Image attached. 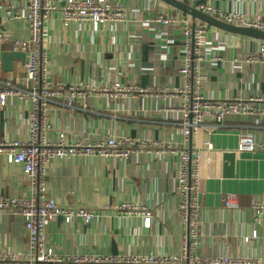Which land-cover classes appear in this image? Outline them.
<instances>
[{
    "label": "crops",
    "instance_id": "crops-1",
    "mask_svg": "<svg viewBox=\"0 0 264 264\" xmlns=\"http://www.w3.org/2000/svg\"><path fill=\"white\" fill-rule=\"evenodd\" d=\"M49 1L58 7L49 15L42 35L49 80L67 86L88 84L92 91L76 98L73 107H67L63 100L52 102L43 136L52 143L64 133L65 144L131 137L163 142L165 146L133 150L127 159L98 152L52 159L46 171L45 197L63 207L102 209L89 223L75 218L67 224L57 218L46 227V243L63 255L180 257L186 227L178 215L179 158L172 151L199 149L202 196L196 255L264 261V216L257 218L251 208L254 198L264 197V154L238 150L239 138L244 134L264 142V115H229L221 124L207 120L186 141L176 111L181 96H161L164 88L180 89L185 84L180 72L182 28L159 25L150 31L140 24L141 18L156 16L160 11L193 21L191 16L162 0H110L127 5L128 20L108 23L94 32L91 26L64 25L60 8L65 0ZM182 1L195 8L211 5L224 14L239 12L264 20V0ZM28 2L0 0L3 6L14 4L20 14L26 12ZM196 23L208 30L202 96L210 100L264 98V64L245 62L246 54L256 52L264 40L224 31L199 20ZM0 31L10 38L0 44V79L10 78L19 84L26 58L14 60L12 70L7 72L3 54L15 51L13 41L29 38V26L24 19L9 17L0 8ZM116 82L149 92L146 96L135 91L112 98L104 90ZM31 111L28 98L9 96L5 105L0 104V141L28 142ZM206 142L213 147L208 149ZM228 154H232V164L226 158ZM31 192L22 166L0 156V196L28 197ZM226 193L235 194L239 209L224 206L222 198ZM125 202L151 210L150 226H145L140 215L121 214L116 206ZM24 226L21 217L0 215L1 253L25 256L28 250Z\"/></svg>",
    "mask_w": 264,
    "mask_h": 264
},
{
    "label": "built area",
    "instance_id": "built-area-1",
    "mask_svg": "<svg viewBox=\"0 0 264 264\" xmlns=\"http://www.w3.org/2000/svg\"><path fill=\"white\" fill-rule=\"evenodd\" d=\"M7 16L24 19L30 36L27 40L13 41L15 51H24L26 61L24 76L19 84L12 79H0V104L5 105L9 96L19 99L28 98L32 104L30 114V140L0 141V156L9 163L22 166L30 186L31 195L28 197H1L0 215L12 218L21 217L27 234V250L25 256L0 252V264H264L261 259H236L224 257H198L196 248L199 244V225L201 211V180L202 158L201 151L188 149L172 153L179 158L177 174L178 215L186 227L183 241V251L178 258L149 256H115L91 253H77L63 255L56 252L45 241V231L48 224L57 218H63L70 224L75 218L89 223L96 218L102 208L76 207L69 208L57 204L52 198L45 197L46 171L50 161L54 158H71L98 152L102 156L129 158L133 150L143 151L157 147H164L163 142L134 139L131 137H109L94 144L64 143V133H60L55 143L50 142L42 132L48 128L47 109L52 102L63 100L67 107L74 106V100L84 97L86 92L92 91L90 85H65L49 80L48 58L43 40V28L49 15L58 9L49 0H29L26 12L18 13L14 4L3 6ZM64 25L74 23L77 27L91 26L94 32L108 23L126 22L128 7L123 3H113L110 0H65L60 8ZM201 11L217 17L229 24L242 27H252L264 31V20L261 17H248L243 13L231 12L224 14L211 5L198 8ZM141 26L150 31L156 27L180 25L183 43V60L180 72L185 84L182 88H164L162 97L175 98L181 96L176 109L181 119V134L186 141L195 135L207 120L221 124L229 115L239 117H258L264 115V98H237L224 100H210L200 93L202 81L205 78L203 65L207 59L205 26L193 23L186 17L174 16L169 12L160 11L156 16L143 17ZM10 38L0 31V44ZM208 50V48H207ZM216 60L221 58L212 56ZM245 62L249 64H264V43L260 44L256 52L247 53ZM108 91L112 98L127 95L135 91L146 96L149 90L136 86H125L119 82L113 84ZM208 149L212 143L206 142ZM238 150L243 152L261 151L264 154V142L257 141L251 134L241 135ZM222 201L228 209H239V203L233 193H226ZM251 208L257 218L264 216V197L254 198ZM104 209V208H103ZM116 209L124 215H140L144 218L145 226H150L153 214L151 210L140 205L122 203ZM256 232L253 236L256 237Z\"/></svg>",
    "mask_w": 264,
    "mask_h": 264
},
{
    "label": "water",
    "instance_id": "water-1",
    "mask_svg": "<svg viewBox=\"0 0 264 264\" xmlns=\"http://www.w3.org/2000/svg\"><path fill=\"white\" fill-rule=\"evenodd\" d=\"M170 6L184 12L191 16L193 23H196V20H199L203 23H206L210 26L222 29L224 31L240 34L243 36H248L260 40H264V31L252 28V27H242L234 24H229L217 17L211 16L198 8L191 6L183 2L182 0H162ZM26 53L23 51H12L5 52L3 54V68L5 71L9 72L12 70L13 62L16 59L25 61ZM227 160L232 164V154L226 155ZM232 166V165H231Z\"/></svg>",
    "mask_w": 264,
    "mask_h": 264
},
{
    "label": "rangeland",
    "instance_id": "rangeland-1",
    "mask_svg": "<svg viewBox=\"0 0 264 264\" xmlns=\"http://www.w3.org/2000/svg\"><path fill=\"white\" fill-rule=\"evenodd\" d=\"M200 24V23H199Z\"/></svg>",
    "mask_w": 264,
    "mask_h": 264
}]
</instances>
